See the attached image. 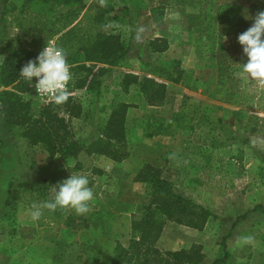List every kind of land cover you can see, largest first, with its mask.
Instances as JSON below:
<instances>
[{"label":"rangeland","instance_id":"374dc122","mask_svg":"<svg viewBox=\"0 0 264 264\" xmlns=\"http://www.w3.org/2000/svg\"><path fill=\"white\" fill-rule=\"evenodd\" d=\"M5 1L0 0V61L7 53L5 41L17 35L7 25L3 10L22 3ZM182 1L198 3L180 10ZM105 3L117 8L118 15L107 19L106 30L120 33L130 50L120 64L107 68L98 92H74L82 114L71 118L70 126L78 140H93L112 105L129 103L126 156L119 161L96 157V164L106 169L109 177H102L107 182L92 201L97 206L84 219L58 229L53 225L37 227L35 221V226L27 225L32 220L30 206L22 202L5 205V186L14 181L13 187L18 186L20 193L28 180L42 183L72 162L32 148L18 128L7 134L0 127V264H58L54 253L74 241L80 243L86 264H111L116 244H129L131 213L148 202V187L134 180L144 163L161 168L179 192L214 213L201 230L166 221L154 247L164 252L200 245V264H213L223 255L221 242L225 239L229 256L217 264H264V136H250L246 127L247 116L258 105L249 95H258L264 88L233 75L247 57L238 45L237 24L227 28L223 23L234 13L253 23L256 13L264 10V0ZM147 17L148 27L144 26ZM141 28L144 31L138 35ZM154 37L168 40L166 51L150 50L149 41ZM163 59L180 60L190 77L180 83L167 82L161 101L151 103L137 85L127 91L121 87L125 72H133L139 79L151 76L148 64ZM3 89L11 90L12 86ZM23 97L36 109L47 102L38 96L33 83ZM195 105L201 113L195 130L209 126L207 120L218 122L224 127L218 141L203 145L197 132L189 134L177 127L173 113L191 114ZM171 153H177L176 160L168 159ZM21 197L33 199L26 194ZM249 235L255 237L253 243L239 239Z\"/></svg>","mask_w":264,"mask_h":264},{"label":"trees","instance_id":"16d2710c","mask_svg":"<svg viewBox=\"0 0 264 264\" xmlns=\"http://www.w3.org/2000/svg\"><path fill=\"white\" fill-rule=\"evenodd\" d=\"M3 2L6 3L5 0ZM197 3L182 1L180 10L185 5L196 6ZM113 15L118 17L117 8L110 3L102 5L97 0H22L19 7L3 10V16H7V25L17 35L5 41L7 53L0 61V127L7 134L18 128L20 136L32 148L39 149L48 157L58 156L61 161L72 162V165H67L42 183L28 180V185H23L20 193L19 187H13L12 183L5 205L22 202L31 206L34 202L49 200L53 195L50 188L69 178L72 173L89 178V186L94 189L96 199L107 182L102 181V177H109L96 164V157L105 156L119 161L126 156V116L131 107L129 103L117 101L112 105L107 119L97 130L93 140H78L70 126V119L82 114V105L75 98L74 92H98L101 77L107 68L120 64L130 50L120 33L106 30L107 19ZM144 22V26L148 27L149 18ZM223 23L227 28L237 24L240 34L252 25L249 21L236 17L235 13ZM50 41L67 50L73 81L69 85L70 95L65 104L56 105L48 100L36 109L28 98L23 97L32 82L26 81L19 72ZM238 45L242 48L239 42ZM149 47L152 52H164L168 48V40L165 37H154L150 39ZM148 66L153 75L139 79L135 73L125 72L121 87L127 91L131 85H137L142 96L151 103L159 102L165 97L167 82L180 83L190 77V73L181 66L178 59H163ZM9 86H12L11 90L3 89ZM254 98L258 105L247 116L246 127L250 136L263 137L264 90L259 91L258 95H249V100ZM197 107L195 105L191 114L174 112L177 127L189 134L197 132V138L203 145L218 141L219 132L224 130L218 122L205 118L209 126H201L195 130L196 121L201 114ZM134 180L148 187V202L137 212L131 213L132 234L129 244H116L111 264H200L203 259L200 245L161 252L153 246V242L159 237L166 221L201 230L214 215L213 211L179 192L163 170L153 164L144 163ZM24 194L31 195L33 199L22 198ZM96 206L91 202L90 210ZM84 218V215H77L73 210H45L44 216L35 222L37 227L53 225L58 229ZM221 243L223 255L214 260L213 264L222 262L229 256L225 239ZM53 260L58 264H86L77 241L68 244L59 253H54Z\"/></svg>","mask_w":264,"mask_h":264},{"label":"clouds","instance_id":"9594fccd","mask_svg":"<svg viewBox=\"0 0 264 264\" xmlns=\"http://www.w3.org/2000/svg\"><path fill=\"white\" fill-rule=\"evenodd\" d=\"M105 0H101L103 5ZM252 25L238 35V42L243 48L247 62L241 65V70L233 73L236 78L254 81L264 88V10L258 11L252 18ZM144 31L138 30V35ZM224 39H227L226 37ZM67 50L58 45H47L34 60H28L20 69V76L26 81L37 82L34 87L37 93L49 98L56 105H63L69 99V85L73 81L71 65L67 59ZM170 160L177 159V153H171ZM86 175L71 174L57 185L52 186V198L34 202L30 206L33 221H39L45 213L73 210L77 215H85L90 211V204L95 198L94 189L89 186ZM243 243H253L254 236L239 238Z\"/></svg>","mask_w":264,"mask_h":264},{"label":"crops","instance_id":"0c3cea01","mask_svg":"<svg viewBox=\"0 0 264 264\" xmlns=\"http://www.w3.org/2000/svg\"><path fill=\"white\" fill-rule=\"evenodd\" d=\"M101 167V166H100ZM103 168V167H102ZM104 169V168H103ZM106 172H108L106 169H104ZM34 181V180H33ZM14 182V181H13ZM12 182V183H13ZM11 181L5 186V188H6V192H5V194H4V196H3V198H4V200H3V203H4V201L7 199V196H8V190L7 189H9V187L8 186H10L11 184ZM4 191H5V189H4ZM0 196H1V193H0ZM34 221L33 220H31V221H29L28 223H27V225H34L35 226V223H33Z\"/></svg>","mask_w":264,"mask_h":264},{"label":"built area","instance_id":"2783aa9c","mask_svg":"<svg viewBox=\"0 0 264 264\" xmlns=\"http://www.w3.org/2000/svg\"><path fill=\"white\" fill-rule=\"evenodd\" d=\"M47 45H54V41H50ZM45 46H46V45H45ZM45 46L43 47V49L45 48ZM43 49H42V50H43ZM36 82H37L36 78H33V81H32L33 86L35 85ZM34 89H35V87H34ZM35 91H36V89H35ZM36 93H37V91H36ZM37 94H38V96L41 97L42 99H46L47 101L50 100L49 98H47V97H45V96H43V95H41V94H39V93H37Z\"/></svg>","mask_w":264,"mask_h":264}]
</instances>
